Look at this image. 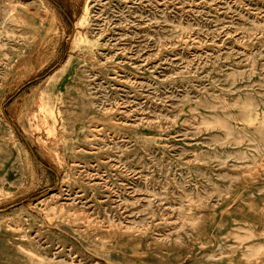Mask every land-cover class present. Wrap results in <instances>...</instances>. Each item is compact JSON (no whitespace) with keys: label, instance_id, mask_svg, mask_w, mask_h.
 <instances>
[{"label":"rangeland","instance_id":"obj_1","mask_svg":"<svg viewBox=\"0 0 264 264\" xmlns=\"http://www.w3.org/2000/svg\"><path fill=\"white\" fill-rule=\"evenodd\" d=\"M48 14L0 0V264H264V0Z\"/></svg>","mask_w":264,"mask_h":264},{"label":"crops","instance_id":"obj_2","mask_svg":"<svg viewBox=\"0 0 264 264\" xmlns=\"http://www.w3.org/2000/svg\"><path fill=\"white\" fill-rule=\"evenodd\" d=\"M48 9V22L63 38L70 36L88 0H41Z\"/></svg>","mask_w":264,"mask_h":264},{"label":"bare ground","instance_id":"obj_3","mask_svg":"<svg viewBox=\"0 0 264 264\" xmlns=\"http://www.w3.org/2000/svg\"><path fill=\"white\" fill-rule=\"evenodd\" d=\"M10 15V14H9ZM10 18V17H9ZM19 27V26H18ZM23 33V32H22ZM75 52V51H74ZM28 64V63H27ZM238 115V114H237ZM56 141V140H55ZM58 141V140H57ZM109 197V196H108ZM114 216V215H113ZM215 236V235H214ZM252 264V263H251Z\"/></svg>","mask_w":264,"mask_h":264}]
</instances>
